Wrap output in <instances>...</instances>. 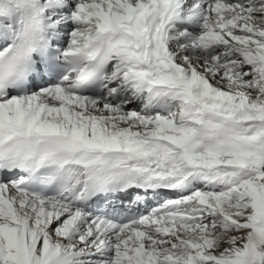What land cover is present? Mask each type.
Masks as SVG:
<instances>
[{"label":"snow or ice","instance_id":"obj_1","mask_svg":"<svg viewBox=\"0 0 264 264\" xmlns=\"http://www.w3.org/2000/svg\"><path fill=\"white\" fill-rule=\"evenodd\" d=\"M0 264H264V0H0Z\"/></svg>","mask_w":264,"mask_h":264}]
</instances>
